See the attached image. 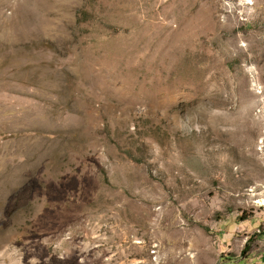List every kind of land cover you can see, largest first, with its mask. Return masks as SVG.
I'll return each instance as SVG.
<instances>
[{"label":"rangeland","instance_id":"374dc122","mask_svg":"<svg viewBox=\"0 0 264 264\" xmlns=\"http://www.w3.org/2000/svg\"><path fill=\"white\" fill-rule=\"evenodd\" d=\"M172 251L264 264V0H0V264Z\"/></svg>","mask_w":264,"mask_h":264},{"label":"bare ground","instance_id":"6f19581e","mask_svg":"<svg viewBox=\"0 0 264 264\" xmlns=\"http://www.w3.org/2000/svg\"><path fill=\"white\" fill-rule=\"evenodd\" d=\"M169 256V257H168ZM167 258L161 259V263L165 264L167 261L170 264L186 263L189 264V257L183 256L182 252L172 251L168 254ZM180 258V259H179ZM192 260V259H191ZM190 260V261H191Z\"/></svg>","mask_w":264,"mask_h":264}]
</instances>
